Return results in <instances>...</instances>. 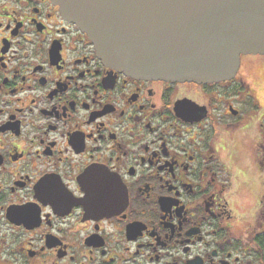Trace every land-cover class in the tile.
<instances>
[{"label": "flooded vegetation", "instance_id": "obj_1", "mask_svg": "<svg viewBox=\"0 0 264 264\" xmlns=\"http://www.w3.org/2000/svg\"><path fill=\"white\" fill-rule=\"evenodd\" d=\"M0 264H264V55L137 79L51 0H0Z\"/></svg>", "mask_w": 264, "mask_h": 264}, {"label": "water", "instance_id": "obj_2", "mask_svg": "<svg viewBox=\"0 0 264 264\" xmlns=\"http://www.w3.org/2000/svg\"><path fill=\"white\" fill-rule=\"evenodd\" d=\"M108 66L137 79L206 85L264 55V0H51Z\"/></svg>", "mask_w": 264, "mask_h": 264}]
</instances>
